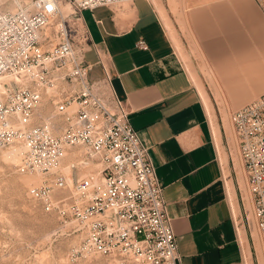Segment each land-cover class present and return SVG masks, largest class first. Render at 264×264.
Instances as JSON below:
<instances>
[{
  "label": "built area",
  "instance_id": "1",
  "mask_svg": "<svg viewBox=\"0 0 264 264\" xmlns=\"http://www.w3.org/2000/svg\"><path fill=\"white\" fill-rule=\"evenodd\" d=\"M7 1L0 0V150L13 149L15 170L37 177L27 195L41 211L73 224L79 241L66 260L180 264L148 148L83 16L134 0H30L15 10ZM254 1L264 14V0ZM90 44L99 77L85 59ZM229 122L223 147L236 181L240 211L231 212L242 246L239 229L264 237V91L232 110ZM247 258L243 249V264H252Z\"/></svg>",
  "mask_w": 264,
  "mask_h": 264
},
{
  "label": "crops",
  "instance_id": "2",
  "mask_svg": "<svg viewBox=\"0 0 264 264\" xmlns=\"http://www.w3.org/2000/svg\"><path fill=\"white\" fill-rule=\"evenodd\" d=\"M181 6L187 28L181 42L197 47L223 89L263 92L264 14L256 2L181 0ZM83 16L92 42L112 65L115 94L131 110L130 123L148 148L180 264H243L249 234L239 229V245L231 211L238 214L240 207L230 159L227 174L201 101L204 92L199 95L194 87L152 2L134 0L128 9L97 7ZM140 40L145 48L137 46ZM89 46L85 59L94 64L91 76L99 77ZM228 131L223 129V142Z\"/></svg>",
  "mask_w": 264,
  "mask_h": 264
},
{
  "label": "rangeland",
  "instance_id": "3",
  "mask_svg": "<svg viewBox=\"0 0 264 264\" xmlns=\"http://www.w3.org/2000/svg\"><path fill=\"white\" fill-rule=\"evenodd\" d=\"M24 1L8 0L7 6L10 7V2L14 6ZM150 1L173 39L177 55L189 72L194 87L199 95L201 91L204 92L205 101L203 98L201 101L211 136L218 146L225 173L228 174L222 138L223 129H230L229 113L260 92L225 91L213 65L202 57L197 47L190 45V50L189 45L181 42L182 32L184 34L187 30L181 0ZM122 5L129 8V3ZM87 18L89 21L88 15ZM90 58L91 55H88L87 59ZM229 63L233 65L232 61ZM9 150H0V264H110L99 255H91L75 263L66 260L70 247L79 241L78 233L74 231L72 223L64 224L55 215L42 212L28 197L27 189L33 183V178L15 170V157L4 158ZM248 243L250 248L247 245L244 249L247 259L252 264H264V237L252 231Z\"/></svg>",
  "mask_w": 264,
  "mask_h": 264
},
{
  "label": "bare ground",
  "instance_id": "4",
  "mask_svg": "<svg viewBox=\"0 0 264 264\" xmlns=\"http://www.w3.org/2000/svg\"><path fill=\"white\" fill-rule=\"evenodd\" d=\"M24 2L27 3L28 0H25ZM23 4H24V3H23ZM20 5H22V3H18L17 5L12 6V5H11V2H10V7H9V9H10V10H15V9H16L18 6H20ZM207 71H208V70H207ZM15 154H16V152H14L13 149H10L9 151H7V153L4 154V158H12V157L15 156ZM31 177L33 178V183H32L31 185L36 184L37 181H38L37 177H35V176H31ZM258 239H259V238H258ZM258 239H257V240H258ZM257 244H258V243H257ZM258 245H260V244H258Z\"/></svg>",
  "mask_w": 264,
  "mask_h": 264
}]
</instances>
